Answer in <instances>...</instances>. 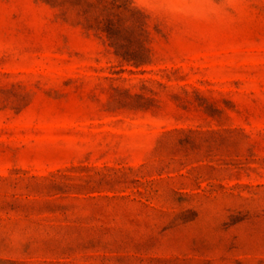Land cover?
I'll list each match as a JSON object with an SVG mask.
<instances>
[{
    "label": "rangeland",
    "instance_id": "obj_1",
    "mask_svg": "<svg viewBox=\"0 0 264 264\" xmlns=\"http://www.w3.org/2000/svg\"><path fill=\"white\" fill-rule=\"evenodd\" d=\"M0 264H264V0H0Z\"/></svg>",
    "mask_w": 264,
    "mask_h": 264
}]
</instances>
